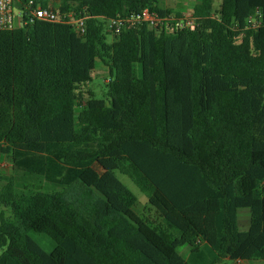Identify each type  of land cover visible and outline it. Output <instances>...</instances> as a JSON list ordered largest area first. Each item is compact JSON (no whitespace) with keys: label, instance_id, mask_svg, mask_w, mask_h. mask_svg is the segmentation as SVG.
Returning <instances> with one entry per match:
<instances>
[{"label":"trees","instance_id":"16d2710c","mask_svg":"<svg viewBox=\"0 0 264 264\" xmlns=\"http://www.w3.org/2000/svg\"><path fill=\"white\" fill-rule=\"evenodd\" d=\"M29 1L14 2L26 23L0 31V168L12 172L0 171L11 212L0 213V264L264 261V0H197L193 30L114 36L108 20L181 14L159 0H59L60 13L86 18L83 37L31 18ZM96 61L107 91L84 99ZM116 173L166 231L135 213ZM241 209L260 217L244 232ZM33 234L51 240L49 253Z\"/></svg>","mask_w":264,"mask_h":264},{"label":"built area","instance_id":"2783aa9c","mask_svg":"<svg viewBox=\"0 0 264 264\" xmlns=\"http://www.w3.org/2000/svg\"><path fill=\"white\" fill-rule=\"evenodd\" d=\"M15 0H0V31H9L18 28L26 22L21 19L23 12L14 6ZM40 0H30L27 3L29 16L34 19H41L52 23H63L68 25L78 37H83L86 33V18L75 17L73 13H60L59 0H46L47 5L44 7L39 4ZM259 13L248 19V25L254 27L258 24ZM139 25H145L149 29L160 32L162 29H189L195 28L196 22L192 16L181 14L177 18L170 13L159 16L155 12L144 9L139 13L132 14L127 18H116L106 21V29L112 35H118L125 29L135 28ZM82 105L78 106L81 109Z\"/></svg>","mask_w":264,"mask_h":264},{"label":"rangeland","instance_id":"374dc122","mask_svg":"<svg viewBox=\"0 0 264 264\" xmlns=\"http://www.w3.org/2000/svg\"><path fill=\"white\" fill-rule=\"evenodd\" d=\"M196 0H159V6L164 8H169L175 11L180 7V14L190 16L192 12V8ZM220 1L214 0V8L217 9L219 6ZM112 36H107V41L111 42ZM108 79L107 68L100 62L96 61L94 71L91 74V81L79 86L77 91L78 94H81L84 99L89 98H97L102 99L105 97V93L107 91L106 83ZM0 171L4 175H11V165L7 160H4L1 164ZM117 178L120 182H122L135 196L137 197V203L135 206V213L143 219L146 223L150 226L166 231L165 226L163 225L161 218L157 211L149 205L146 196L141 193L137 187L124 175L116 173ZM3 212V216L5 218L11 217V212L8 209L0 208V213ZM260 221L259 215L252 214L247 209L238 210L237 213V226L240 232L246 231L249 226L253 224H257ZM168 234L172 238L173 246L176 248L178 254L183 257L184 259L187 258L189 253V248L187 246H179L177 235L175 233ZM34 241L37 245L46 253H49L52 249V242L51 240L44 236V235H32ZM1 254V251H0ZM220 264H231L228 260H223ZM242 264V263H239ZM246 264H264L262 260H256L247 262Z\"/></svg>","mask_w":264,"mask_h":264},{"label":"crops","instance_id":"0c3cea01","mask_svg":"<svg viewBox=\"0 0 264 264\" xmlns=\"http://www.w3.org/2000/svg\"><path fill=\"white\" fill-rule=\"evenodd\" d=\"M196 2H197V0H196ZM196 4V3H195ZM194 4V5H195ZM167 8V7H166ZM167 9H169V8H167ZM170 10H172V9H170ZM192 10H193V8H192ZM173 12H177V13H180V7H178V9H175V11L174 10H172ZM182 14V13H181ZM192 15V12H191V14H190V16ZM240 263H242V264H246L247 262H240ZM239 264V263H238Z\"/></svg>","mask_w":264,"mask_h":264}]
</instances>
